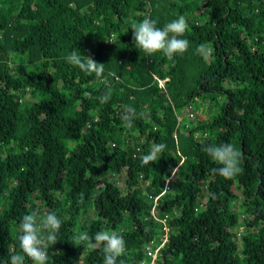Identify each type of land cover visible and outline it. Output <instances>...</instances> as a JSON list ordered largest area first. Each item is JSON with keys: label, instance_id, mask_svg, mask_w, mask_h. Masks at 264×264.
Listing matches in <instances>:
<instances>
[{"label": "trees", "instance_id": "obj_1", "mask_svg": "<svg viewBox=\"0 0 264 264\" xmlns=\"http://www.w3.org/2000/svg\"><path fill=\"white\" fill-rule=\"evenodd\" d=\"M181 15L182 56L135 45L133 23ZM72 51L105 64L108 103ZM153 143L166 148L142 165ZM225 143L243 154L232 179L202 151ZM0 196V264L24 255L18 226L36 209L62 221L47 264H103L76 243L98 231L123 236L117 264L148 262L165 237L157 264H264V0H0Z\"/></svg>", "mask_w": 264, "mask_h": 264}, {"label": "clouds", "instance_id": "obj_2", "mask_svg": "<svg viewBox=\"0 0 264 264\" xmlns=\"http://www.w3.org/2000/svg\"><path fill=\"white\" fill-rule=\"evenodd\" d=\"M135 45L147 56L160 53L169 60H174L176 56H182L189 48V41L182 37L188 30L186 18L181 15L177 19L164 25L163 28L157 27V21L151 18H144L139 23L131 26ZM212 48L201 44L197 48V53L205 60L212 55ZM67 63L78 67L88 76H95L106 85V91L97 99L102 104H106L112 97V89L107 83L104 75L105 64L98 63L91 55H81L72 51L66 57ZM110 75L115 76L114 73ZM120 119L125 127H131L137 118L134 107L122 105ZM166 145L163 143H153L147 154L140 157L142 165L156 162ZM202 151L219 167L213 168V172L218 173L226 179H232L243 174L242 152L230 143L205 145ZM215 199V194H212ZM62 227V221L55 212H48L43 217L39 210L22 217L19 230V248L24 255H12L6 264H24L25 257L30 258L32 264H47L48 247L55 245ZM76 243L88 249H101L103 252V264H117L118 258L125 255L126 242L122 235L115 231H98L94 237L87 232L80 233L76 238ZM121 264L123 262L121 261Z\"/></svg>", "mask_w": 264, "mask_h": 264}, {"label": "built area", "instance_id": "obj_3", "mask_svg": "<svg viewBox=\"0 0 264 264\" xmlns=\"http://www.w3.org/2000/svg\"><path fill=\"white\" fill-rule=\"evenodd\" d=\"M173 171L171 172L170 176L173 174ZM170 176L165 179V187L164 188L168 187ZM158 195L159 194L153 195L154 196V200L157 199ZM152 209H154V208H152ZM160 220H161V217H160ZM166 229H167V227H166ZM166 240H168V237H165L164 240L158 246H150V248L147 250V254L149 255L150 259L148 260V262L147 261H142L141 263L142 264H157V261H156V259H157V251L159 250L160 246L162 244H164V242Z\"/></svg>", "mask_w": 264, "mask_h": 264}, {"label": "rangeland", "instance_id": "obj_4", "mask_svg": "<svg viewBox=\"0 0 264 264\" xmlns=\"http://www.w3.org/2000/svg\"><path fill=\"white\" fill-rule=\"evenodd\" d=\"M215 94V93H214ZM218 99L219 101H222L223 99V96H218ZM194 106H197V110L199 113H201V110L204 108V104L203 103H198V104H195ZM188 108H184V109H181L180 111V114H181V117L183 118V121L187 120V117L188 116ZM37 202L39 203V199H37ZM6 199L4 196H0V213L6 208ZM12 233L14 234V229L12 230Z\"/></svg>", "mask_w": 264, "mask_h": 264}]
</instances>
